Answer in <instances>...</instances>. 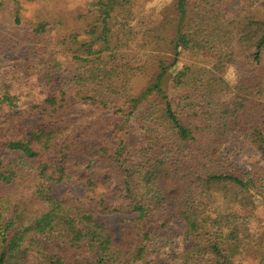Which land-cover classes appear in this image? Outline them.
<instances>
[{
    "label": "trees",
    "instance_id": "1",
    "mask_svg": "<svg viewBox=\"0 0 264 264\" xmlns=\"http://www.w3.org/2000/svg\"><path fill=\"white\" fill-rule=\"evenodd\" d=\"M8 2L0 264H264V18L248 0H96L82 32ZM183 44L190 62L171 75ZM238 131L261 158L250 169L223 153ZM97 216H121L119 232ZM171 221L191 244L172 255Z\"/></svg>",
    "mask_w": 264,
    "mask_h": 264
},
{
    "label": "rangeland",
    "instance_id": "2",
    "mask_svg": "<svg viewBox=\"0 0 264 264\" xmlns=\"http://www.w3.org/2000/svg\"><path fill=\"white\" fill-rule=\"evenodd\" d=\"M96 0H9L7 14L10 15L17 6L21 10L22 18L28 24L36 23L39 20H49L54 22L57 29L62 32H82L85 27L84 19L87 18V10L94 8ZM261 0H248V5L252 12L259 13L261 18H264V8L261 7ZM264 1V0H262ZM157 1L149 4L144 20L153 24L157 20V12L155 10ZM257 9H260L258 11ZM141 19V18H140ZM11 19L3 21V28L7 29ZM139 21V20H138ZM137 21V22H138ZM136 22V23H137ZM10 27V26H9ZM7 31V30H6ZM221 49L211 50L205 53L204 59L210 62H215L221 54ZM145 57L139 56L137 62L144 63ZM190 62V46L183 44L181 47V55L175 69L170 71L172 75L176 70L182 69ZM223 75L226 80L235 86L241 74L235 66H228L225 68ZM244 133L238 131L234 138L224 146L223 153L227 155L233 164L239 168L250 169L261 163L259 154L252 148L248 147L244 140ZM64 187L58 186L54 188L55 195H59ZM79 191H83L79 189ZM257 204V215L264 218V209L260 201ZM234 210L239 214H244L245 211L238 203L233 205ZM97 221L108 226L112 231L118 233L121 227L123 218L121 216H97ZM249 227L255 234L258 232L259 224L255 221L249 222ZM167 230L176 236V241L166 250V253L172 255L181 252L191 244L188 243L182 236L181 225L176 221H171ZM243 264H255L253 259H248Z\"/></svg>",
    "mask_w": 264,
    "mask_h": 264
}]
</instances>
